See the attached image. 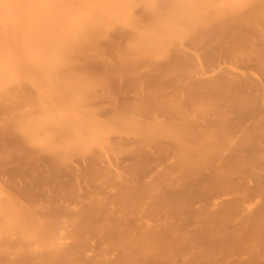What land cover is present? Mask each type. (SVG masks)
<instances>
[{
  "label": "bare ground",
  "instance_id": "6f19581e",
  "mask_svg": "<svg viewBox=\"0 0 264 264\" xmlns=\"http://www.w3.org/2000/svg\"><path fill=\"white\" fill-rule=\"evenodd\" d=\"M0 264H264V0H0Z\"/></svg>",
  "mask_w": 264,
  "mask_h": 264
}]
</instances>
